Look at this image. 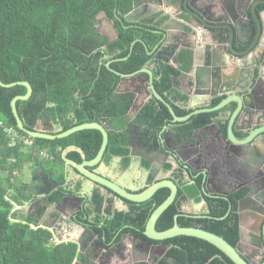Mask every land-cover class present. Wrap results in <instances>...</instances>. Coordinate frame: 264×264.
<instances>
[{"label": "trees", "instance_id": "16d2710c", "mask_svg": "<svg viewBox=\"0 0 264 264\" xmlns=\"http://www.w3.org/2000/svg\"><path fill=\"white\" fill-rule=\"evenodd\" d=\"M137 3L138 0H0V80L5 85L27 82L32 86L31 99L18 101L16 105L26 129L33 132L41 123L44 127L56 126L62 133L83 124H102L109 129L103 163L109 165L114 158H120L123 171L129 168L135 153L131 130L121 124L127 121L134 96L118 93L120 75L153 66L158 93L179 117L192 113L187 108V97L178 91V79L191 71L193 54L180 52L175 59L178 69L155 61L157 47L164 40L162 26L166 18L131 23L127 17ZM102 12L115 26L119 38L114 42L108 43L97 32V16ZM110 62L111 70L107 67ZM26 94L24 86L0 87V121L19 132L16 146L10 147V137L0 128V264H74L80 258L77 245H53L52 233L41 227L46 206L31 214L18 212L13 217L19 222L11 221L13 203L23 207L33 201L30 184L17 175H24L26 169L33 174L42 171L63 187L66 167L63 152L76 147L83 155L72 150L67 153V159L76 165L90 162L97 156L103 138L96 130L56 140L30 138L18 130L11 108L16 97ZM216 116L217 113L201 114L188 122L173 124L167 108L152 100L129 126L158 131L168 126L174 132V141L179 142L186 137L196 139L197 131L211 125ZM220 129L227 133V125H221ZM24 139L33 145H26ZM42 153L49 158H43ZM143 168L149 170L151 162L143 160ZM79 191L77 185L72 195L78 196ZM249 192L248 188L242 189L231 197V211L228 203L210 200L212 219L197 221L179 217L177 223L184 228H201L237 247L240 242L237 204ZM197 193L192 191L191 196L196 197ZM170 194L169 189H161L142 204L123 200L130 213L112 215L107 210L105 215V198L95 191L89 200V217L95 231L109 244L118 243L129 232L145 239L143 232L148 220ZM64 195L65 191L59 190L47 202H60ZM181 197L183 189L178 199ZM178 199L158 220V232L174 227L175 217L180 214ZM151 243L169 247L166 255L160 260L138 264H233L218 248L197 238L176 237Z\"/></svg>", "mask_w": 264, "mask_h": 264}, {"label": "water", "instance_id": "95a60500", "mask_svg": "<svg viewBox=\"0 0 264 264\" xmlns=\"http://www.w3.org/2000/svg\"><path fill=\"white\" fill-rule=\"evenodd\" d=\"M154 4L159 6L163 0H154ZM178 2V7L182 12H186L189 22L192 25L189 29V33L194 36L195 44L187 46V50L193 54V66L194 69H198L194 80L191 81V85L194 89L190 92L189 101L187 105L192 113L185 117H179L173 107L158 93L154 84V75L147 67H144L140 71L131 75H120L122 78L119 85L118 93L122 86L126 85L127 89L124 94H131L134 96L133 104L129 113L133 114V118L137 116L140 110L152 100H156L158 103L165 106L172 117L173 124H181L188 122L192 117L201 114L217 113L228 106H233V112L231 113L230 121L227 123V133L222 135L225 145L231 146H251L257 142L261 143L264 140V10L259 11V6L264 7V0H260L255 4L249 3L246 0H170ZM209 3V5H207ZM212 5V6H211ZM109 19V18H108ZM164 44L168 43L170 39L169 33L163 31ZM119 37L117 36V39ZM110 43V42H108ZM160 46L157 49H160ZM132 45L131 50L133 49ZM152 55V54H150ZM155 61L165 62L166 64L177 68L171 62L170 58H163L161 53H157L154 57ZM111 62L107 67L110 68ZM192 66V68H193ZM191 68V70H192ZM113 72V71H112ZM185 74V73H184ZM183 74V75H184ZM24 86L27 89L25 96L16 97L12 103V113L14 115L16 125L19 131L27 134L33 139H45L56 140L67 138L75 133L96 130L102 135V146L92 161H86L81 165L67 159V153L72 150H77L83 155V151L76 147H70L63 152V160L66 165L76 169L83 175L86 180L93 184L97 189H101L107 196H115L125 201L132 203H144L153 198V196L161 189H169L171 194L169 198L162 203L151 215L147 222L145 231L143 232L144 238L134 236L133 239L140 241L151 248L157 246L151 242H165L167 240L176 237H192L203 241H206L216 248H218L233 264H251L249 260L241 253L239 248L243 241V225L240 223V242L237 247H233L225 239L219 237L216 234L210 233L198 227L184 228L177 223L179 217H185L190 219H206L201 216H196L198 211H190L187 213L183 211V214H179L175 217L174 227L165 231L158 232L156 229L157 222L161 216L176 202L178 196V187L170 180L165 179L158 183L146 182L148 188L137 193L135 190H129L113 181L106 178L96 170L90 171L91 168L100 167L103 162L105 152L109 144V129L98 123H89L76 126L66 132L59 133V129L40 130L36 128L33 132L26 129L24 120L19 114L16 107L18 101L27 102L33 95V88L27 82H18L10 85H5L0 80V87L10 89L15 86ZM221 94L226 96V99L217 107L211 108V99L216 95ZM198 97V98H196ZM216 123L205 127L208 129L211 127H217ZM52 126V125H51ZM53 127V126H52ZM138 129L149 130L152 134H144V142L133 139L132 149L142 145L146 150L148 156H152L154 152L163 154L165 157L171 158L170 172H174L180 163L183 164V168L189 171V173L198 172L193 164L188 163L183 156L180 155L181 148L183 146V155L185 152L184 145L187 143H197V139L185 138L179 142L172 139L166 141L165 134L159 135L158 130L148 127H138ZM169 129L168 126L164 130ZM223 134V133H221ZM244 137L243 140L237 138ZM191 136V135H190ZM136 141V142H135ZM136 143V146H135ZM154 148V149H153ZM230 159L229 149H226L225 154ZM225 158V159H226ZM180 161V162H179ZM248 163V162H247ZM187 164L188 166H184ZM156 165L153 164L149 170H146L148 175L154 173ZM247 174L253 178L255 172V166L252 163H248ZM159 167L158 169H160ZM203 176V191L202 201L204 203L205 212L199 214H209L210 205L208 199L214 198L210 191V182L208 174L202 173ZM150 177V176H149ZM150 179V178H149ZM227 178L224 177V173H220L217 176V183H225ZM255 181V180H253ZM249 184V194H247L242 200L238 201V214L241 221L242 211L249 205V209L255 211V214L264 216L263 208H259L262 198L259 196V192L254 190V183ZM61 185L50 178L42 171H37L32 175L30 183V193L33 197L34 204L29 203V209L34 206L39 208L40 205L46 206L45 214L49 213L52 208L63 206L68 198H64L62 202L48 203L47 199L52 196ZM189 198V197H188ZM223 199L229 203L230 210H232V201L227 194L218 193L216 199ZM190 199V198H189ZM74 200L78 204L81 202L80 197H74ZM254 214V215H255ZM253 215V216H254ZM256 216V215H255ZM219 218L217 220H224ZM77 228V236L65 237L63 225L60 228L55 226L50 227L55 233L57 240L63 243H73L78 246V252L81 250V236L87 233L85 227L74 223ZM127 235V234H126ZM125 236H122L120 244L123 243ZM259 241L264 242V229H261V238ZM121 246V245H120ZM255 247V246H253ZM159 248V247H157ZM165 254V253H164ZM163 254V255H164ZM76 264V261L74 262Z\"/></svg>", "mask_w": 264, "mask_h": 264}, {"label": "flooded vegetation", "instance_id": "af4514ba", "mask_svg": "<svg viewBox=\"0 0 264 264\" xmlns=\"http://www.w3.org/2000/svg\"><path fill=\"white\" fill-rule=\"evenodd\" d=\"M246 1H249V3L251 4H255L260 0H246ZM207 5H209V3ZM258 10L263 11L264 7L262 5L259 6ZM161 63H165V62H161ZM193 89L194 86L191 85L188 94H190V92ZM225 99L226 96H222L221 94L216 95V97L211 99L210 107L211 108L217 107ZM218 100H220V102L214 105L215 102ZM232 108L233 106H228L224 110L217 112V116L214 118L213 121L214 123L217 124V127L210 126L208 129L197 131V133L195 134L197 143L185 144L184 155H183V146H182L180 151V155L182 159L184 156V159L188 163L193 164L198 172H195L193 174L189 173V171L183 168L182 163H180V165L177 167V169L174 172H170L171 167L169 166V164L171 163V158L165 157L163 154L154 152V154L150 156L151 158L148 159V161L151 162V166L153 164L156 165L155 171L154 173H151V175H148L147 180L144 182V185H139V187L137 188V193H141L148 188L149 185L146 183L148 181L150 183H158L165 179H170L178 187V196H179V191L183 189V197L178 199L177 196L179 208H180V214H183V211L187 213H190V211H198L195 213L196 216L198 215L206 219H212L211 211L209 214H199L200 212L204 213L206 211L204 207V203L202 201L203 199L202 173L208 174V179L210 182V189H211L210 193L214 197L211 199L209 198L208 202L211 200L216 203L221 201L228 203L227 201L221 198L216 199L218 193H225L227 194L229 199H231V197L235 193L241 191L242 189L243 190L247 188L249 189L248 187L249 184L253 180H255L253 182H257V183H254L255 185L253 187L255 191L259 192V196L262 198V201L260 203L261 206H259V208H263V212H264V140L261 141V143L257 142L255 145H251V146L239 147V146L225 145V141L223 140V136H222L224 135V133L223 131H221L220 126L221 123L224 122L223 117H225L227 114L229 115V118L227 119L225 117L224 119L226 121L224 122L225 125H227V123L230 121L231 113L233 112ZM213 129H216L217 132L212 133V136L209 137V133ZM237 135H238L237 136L238 139L240 140L244 139V137H239V134ZM165 139L166 141L172 139L171 143L174 144L173 138H169L168 136H165ZM226 149H229L230 159H228V157L226 158V156L224 155L221 156L222 154H225ZM247 162L248 163L250 162L255 166V169L253 171L255 172V174L253 178H251L249 174H247V172H249L248 171L249 167ZM184 166H188V165L185 164ZM159 167L161 168L158 169ZM220 173H224V177L227 178L225 183L221 185L217 183V176H219ZM76 188L77 186L75 187V189ZM59 190L65 191V195L60 202H62L64 198H68L67 202L63 206L52 208L51 211L57 210L58 212L56 214H53L54 215L53 219L46 218V221L50 220L49 223L51 225L50 227L55 226L57 229L60 228L62 224L64 230L65 229L69 230L70 234H68L67 236L70 237H74L75 235L73 232L75 233L77 232L74 229L77 228L74 223H78L85 227L87 233H85L84 236L83 235L81 236L80 241L82 246L80 253L78 252L80 258L75 260L76 264H88V263L138 264L145 261L150 263L155 260H160L166 255L169 247H167L166 245H155L159 248L157 247L151 248L140 241L134 240L133 239L134 235L132 232L125 233L122 235L125 236L122 244H120L122 240V236L118 243L115 244L107 243L106 238L101 236L99 233H97L94 229V224L91 223L92 219H90L88 213L89 200L91 197H84L81 200L80 204H78L77 201L74 200L75 196L72 195V192L74 190H71L69 187H66L65 185L63 187L61 185V187L56 192H58ZM192 191L198 192L196 197L191 196ZM116 198L123 202V199H120L118 197ZM34 203L35 201L32 202V204ZM192 204L197 205L198 208H196L195 210L191 209L190 211L184 209L185 207L191 206ZM40 207L43 206L40 205L39 208ZM122 207L123 208L112 206V204L107 203L105 201L104 214L107 215L106 213L107 210H109V212L112 215L116 212H127V213L131 212L130 208L126 206L124 202ZM247 207L250 208L249 205ZM247 207L242 211L241 221L237 208L239 224L241 223L244 227L243 241L240 244L239 248L242 254L245 253L243 256H245L251 264H264V242L259 241V239L261 238V229L262 228L264 229V216L255 214V211ZM36 210L37 207L34 206L32 209H29V213L27 211V214H31ZM45 215L46 214L43 215L42 220L45 217ZM206 219L201 218L199 220H206ZM192 220L199 221L198 219H192ZM242 244H246L250 246L248 251H245ZM165 247H167L166 252H163L162 248ZM156 254H160V255H156Z\"/></svg>", "mask_w": 264, "mask_h": 264}, {"label": "crops", "instance_id": "0c3cea01", "mask_svg": "<svg viewBox=\"0 0 264 264\" xmlns=\"http://www.w3.org/2000/svg\"><path fill=\"white\" fill-rule=\"evenodd\" d=\"M154 2H155L154 0H138L137 6L128 15L127 19L131 23L137 24L143 20L152 19L154 17H158L157 20L161 18H166L163 23L162 28L163 30L169 33L170 39L168 40V43L164 44L163 47L161 45L160 49L159 48L157 49L156 55L159 52L161 53V56L163 58H170L171 62L174 65L178 66V64L175 62V59L180 54V52L188 51L186 49L187 46L195 44L194 36L189 33V29L192 28L191 27L192 25L189 22V18L186 12L185 11L182 12L179 9L178 2L170 1V0H163L162 4L159 6H156ZM96 29H97L98 34L104 39H106L107 42H114L117 40L118 34L115 29V26L113 22L110 19H108L107 15L103 12L97 16ZM147 69L150 70L153 74V66L149 65L147 66ZM197 71L198 69H194V66H193L191 71L185 73L178 79V91L182 95L187 97L188 101H189L188 95H190L188 93L191 87V81L194 80V77ZM126 89H127L126 85L122 86L120 89V92H123V93H119V94L125 96L124 92ZM126 95H131V94H126ZM187 107L189 108L188 105ZM133 117H134L133 114L129 113L126 117L127 121L125 120L121 122V124L125 126L124 129H127L128 127L130 128L132 138H135L137 140V138L140 137L138 138V141L144 142L145 141L144 134L147 135L149 133L153 135L154 131H152L153 133H150V131L146 129H144L143 131V129H138L136 126L130 127L129 125L134 119ZM225 117L228 119L229 115L227 114ZM225 117L223 118L225 119ZM224 119L223 121L226 122ZM223 123H221V125H225V123L224 124ZM52 126L44 127L41 123H39L37 127L40 130H49V129H54V128L58 130V127L56 126L52 127ZM214 132L216 133L217 130L216 129L211 130V132L209 133V137H211L212 133ZM158 133L159 135L165 134V136H168L169 138H172V136L174 135L173 134L174 132L171 130V128L158 131ZM135 146H136V143H135ZM150 158L151 157L148 156L146 150L140 144V146H137L135 148V153L132 156L131 164L127 170H124V171L122 170L120 158H114L113 161L109 165L102 163V165L96 168L95 170L100 175L106 178L112 179L113 181L117 182L124 188L137 191V188L139 187V185H144V182L147 180V177L149 174L143 168V160L148 161V159ZM32 175L33 173L31 171L28 172L26 176L23 175L24 176L22 177L23 182L30 184L32 180L31 179ZM77 185H80V191L78 193V197H80L81 199H83L84 197H91L95 191H98L105 198V201L107 203H110L112 204V206H115V207L123 208L122 207L123 202L121 200L117 199L114 196H107L101 189H97L93 186V184L89 183L86 180V178L80 174V172L66 165L65 167V186L69 187L71 190H74ZM196 208H198V206L195 204H192L191 206H187L184 209L187 211H190L191 209L195 210ZM27 211L29 213V206L25 204V206L21 207L20 212L22 214H25V213L27 214ZM57 212H58L57 210H54V211H50L49 213H47V215H45V217L43 218L41 222V227L46 228L48 230L51 229L50 228L51 225L49 224L50 220L46 221V218L53 219L54 218L53 214H56ZM64 232L66 233L65 237L69 238L70 236H67L68 234H70L69 230L65 229ZM73 233L75 236H77V233L79 232H76V233L73 232ZM242 245L245 251H248V249L250 248V246L246 244H242Z\"/></svg>", "mask_w": 264, "mask_h": 264}, {"label": "built area", "instance_id": "2783aa9c", "mask_svg": "<svg viewBox=\"0 0 264 264\" xmlns=\"http://www.w3.org/2000/svg\"><path fill=\"white\" fill-rule=\"evenodd\" d=\"M0 128H2L4 130V132L10 137V144L9 146L10 147H15L16 144H17V139L19 138V132L14 128V127H10V126H7L3 121H0ZM24 143L28 146H32L33 145V142L30 141V140H27V139H24ZM43 158H46L48 159L49 156L46 154V153H42L41 154ZM15 175H17V173H15ZM13 211H12V214H11V221L13 222H19V220H17L16 218L13 217L14 214L18 213L21 211V207L20 206H17L16 204L13 203ZM51 233H52V236L53 238L51 239V244L53 245H59L61 244L56 236H55V233L50 229L49 230Z\"/></svg>", "mask_w": 264, "mask_h": 264}, {"label": "rangeland", "instance_id": "374dc122", "mask_svg": "<svg viewBox=\"0 0 264 264\" xmlns=\"http://www.w3.org/2000/svg\"><path fill=\"white\" fill-rule=\"evenodd\" d=\"M26 172L28 173V172H30V171H28V169H26ZM32 172V171H31ZM27 173H25L24 175L26 176L27 175ZM17 177H18V179H20V180H22L23 181V178L22 177H24L23 175H17ZM32 179V178H31ZM26 181H27V179H26ZM166 249H167V247H165V248H162V250H163V252H166ZM156 255H160V254H156ZM157 257H159V256H157ZM146 262V261H145Z\"/></svg>", "mask_w": 264, "mask_h": 264}]
</instances>
